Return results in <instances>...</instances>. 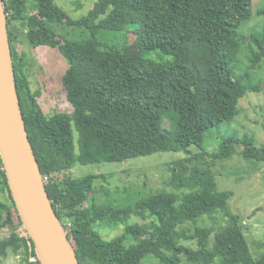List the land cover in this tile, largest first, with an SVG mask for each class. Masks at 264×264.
Here are the masks:
<instances>
[{
    "label": "trees",
    "instance_id": "obj_1",
    "mask_svg": "<svg viewBox=\"0 0 264 264\" xmlns=\"http://www.w3.org/2000/svg\"><path fill=\"white\" fill-rule=\"evenodd\" d=\"M2 3L28 138L79 264H143L145 258L180 264V256L194 264H264V256L252 258L238 215L226 213V225L215 232L199 226L189 234L180 228L227 211L232 192L219 191L210 170L186 175L181 161L173 162L169 183L175 191L129 196L125 189L111 193L102 186L106 202L101 203L94 197V182H107L106 175L59 176L77 165L167 151L182 152L187 161L207 157L216 163L237 154L256 163L254 168L264 165V144L258 142L264 104L256 114V123L262 120L258 130L240 124L242 134L229 130L240 114V101L258 92L250 70L264 58V28L248 38L242 32L251 19L252 0H96L77 20L55 0ZM64 26L85 29L90 37L68 40L61 34ZM101 31H125L127 40L122 46L99 41ZM18 35L32 48L61 53L67 63L61 84L71 113L45 115L40 93L30 86L31 64L16 49ZM242 45L250 54L246 71L237 69ZM153 53L171 59L147 57ZM214 130L224 132L218 150L201 151L206 134ZM191 147L200 151L192 154ZM0 190L10 199L0 200V231L9 230L0 237V256L11 249L21 264H39L31 240L18 234L22 225L1 164ZM118 226L123 232L111 240L99 234Z\"/></svg>",
    "mask_w": 264,
    "mask_h": 264
},
{
    "label": "rangeland",
    "instance_id": "obj_2",
    "mask_svg": "<svg viewBox=\"0 0 264 264\" xmlns=\"http://www.w3.org/2000/svg\"><path fill=\"white\" fill-rule=\"evenodd\" d=\"M95 2L96 0H55L57 7L74 20L87 15ZM258 12L260 14L257 15ZM263 28L264 0H252L251 19L242 29V32L244 31L248 38V33L258 35L263 31ZM11 29H17V27L12 26ZM61 34L66 39L75 41L86 40L90 37L85 29H73L66 26L62 27ZM97 39L108 44L122 46L127 40V34L125 31L121 33L101 31L98 33ZM16 49L19 53L24 54L31 64L32 69L28 74L30 86L32 91L40 93L38 102L45 115L71 113L72 107L67 101L66 92L61 84V77L67 67V63L61 53L56 48L46 46L32 48L26 43L22 35H18ZM249 56L247 46L242 45L237 57L238 71L248 70L250 66ZM147 57L156 61L171 59L170 57L160 58L159 54L156 53ZM250 77L252 85L257 87L258 92L254 95L246 96L240 101L238 107L240 114L229 127V130L240 134L244 132L240 125L255 131L259 129L258 123L262 121L260 120L256 123V120L259 119L256 116L258 114L257 111L261 110L260 106L264 104V58L261 59L255 69L250 70ZM223 133L221 130L208 132L201 151L206 153L216 152L221 139L220 135ZM258 133V142L264 144V133ZM190 149L192 154L200 151L196 147H191ZM187 156L182 152L167 151L136 157L123 162L77 165L72 171L60 173L59 176L62 178V175L64 177L106 175L107 182L101 179H97L94 182V188L97 190L94 197L97 196V202L101 203L106 202V199L104 200L105 197H103L106 192L101 190L103 187L111 193L115 189L120 192L125 189L129 196H134L135 194L148 196L160 190L175 191L169 183L171 179L170 166L173 162L181 161L186 175L210 170L214 174L218 190H230L232 192V196L228 201L227 211L225 213L216 212L211 216L199 219L196 224L186 223L180 228L189 234H192L194 229L199 226L213 228V232H215L222 225H226L228 219L226 213L238 215L244 227L245 239L252 258L254 260L262 258L264 256V165L261 164L254 168L253 164L256 163L252 164L237 154L227 160L216 163L211 162L207 157L187 161ZM128 194L123 195L125 200ZM118 199L120 202L122 201V197ZM0 200L10 203L6 190L3 192L0 190ZM132 220L135 221V218L133 217ZM23 231L22 228L18 229V234L25 236ZM122 232L123 226H118L114 229H100L99 234L104 240H111ZM8 234V229L0 231V237H5ZM183 245L188 247L195 246L193 242H186ZM180 259V264H194L184 259L183 256H180ZM142 263L158 264V261L152 258L146 261L145 258ZM0 264H21V256L14 254L9 249L6 257L0 256Z\"/></svg>",
    "mask_w": 264,
    "mask_h": 264
},
{
    "label": "water",
    "instance_id": "obj_3",
    "mask_svg": "<svg viewBox=\"0 0 264 264\" xmlns=\"http://www.w3.org/2000/svg\"><path fill=\"white\" fill-rule=\"evenodd\" d=\"M0 164L39 264H79L45 189L19 105L7 16L0 0Z\"/></svg>",
    "mask_w": 264,
    "mask_h": 264
},
{
    "label": "built area",
    "instance_id": "obj_4",
    "mask_svg": "<svg viewBox=\"0 0 264 264\" xmlns=\"http://www.w3.org/2000/svg\"><path fill=\"white\" fill-rule=\"evenodd\" d=\"M44 181H45V178H44Z\"/></svg>",
    "mask_w": 264,
    "mask_h": 264
}]
</instances>
